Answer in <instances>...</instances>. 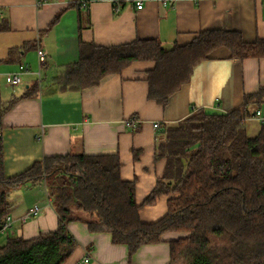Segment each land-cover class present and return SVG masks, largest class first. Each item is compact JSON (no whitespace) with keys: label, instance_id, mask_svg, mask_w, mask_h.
Wrapping results in <instances>:
<instances>
[{"label":"crops","instance_id":"obj_1","mask_svg":"<svg viewBox=\"0 0 264 264\" xmlns=\"http://www.w3.org/2000/svg\"><path fill=\"white\" fill-rule=\"evenodd\" d=\"M37 2L0 0V101L17 98L3 115L0 132L8 178L45 158L117 155L121 177L135 183L142 206L164 174L166 161L157 159L155 151L162 126L181 122L198 109L228 113L264 85V58L234 62L226 49L199 63L165 106L149 98L147 74L155 66L150 61L134 62L121 74L108 75L81 91H60L55 81L78 61L81 39L99 46L154 39L167 48L189 44L211 30L238 31L247 42L264 39V0H124L119 10L106 0L92 1L81 13L69 7L73 0H47L40 6ZM137 2L143 4L141 9ZM39 48L45 54L43 63ZM13 73H22V81L9 90L6 77ZM37 81V94L22 98ZM259 110L263 117L264 106ZM128 120L136 121V127ZM157 123L159 128L154 127ZM168 200L163 196L142 206V221L163 218ZM39 202L10 209L13 227L17 225L13 236L31 239L57 229L59 218L48 193L46 204ZM38 204L39 216L21 222ZM69 230L78 245L67 264H170V241L185 237L167 233L163 242L142 246L129 258L128 248L114 244L110 233H91L81 222L70 224Z\"/></svg>","mask_w":264,"mask_h":264},{"label":"trees","instance_id":"obj_2","mask_svg":"<svg viewBox=\"0 0 264 264\" xmlns=\"http://www.w3.org/2000/svg\"><path fill=\"white\" fill-rule=\"evenodd\" d=\"M69 7L80 13L87 9L81 0ZM220 49L234 62L260 59L264 39L247 42L241 32L229 30L204 31L189 44L171 48L154 39L118 46L81 39L78 61L55 81L60 91H81L134 62L150 61L155 66L147 74L149 98L165 106L194 68ZM39 87L37 81L21 97L36 95ZM16 100L0 101V132L3 115ZM263 106L264 85L228 113L198 109L162 126L155 151L157 159L166 161L165 170L142 206L168 196V212L152 223L140 217L136 185L122 179L119 156L70 153L45 158L8 178L0 133V222L10 213L11 191L37 184L45 185L59 218L56 230L35 238L7 237L0 246V264H67L78 245L69 230L74 222L87 225L91 233H110L114 244L128 248L129 258L177 232L185 237L170 241V264H264V122L256 136L248 134V122Z\"/></svg>","mask_w":264,"mask_h":264},{"label":"rangeland","instance_id":"obj_3","mask_svg":"<svg viewBox=\"0 0 264 264\" xmlns=\"http://www.w3.org/2000/svg\"><path fill=\"white\" fill-rule=\"evenodd\" d=\"M11 88H9V90H12L13 87L10 86ZM5 103V102H4ZM264 117V116H263ZM260 121L256 120V121H249L248 122V134L250 136H256L259 128H260ZM43 185V186H41ZM40 186H25V187H21L18 189H15L13 191H11L10 195H9V202H10V206L11 209H21V208H27L30 205H32L33 203H36L38 201H42L39 203H43L46 204L47 202V191H46V187L44 184H41ZM39 206H41L40 204H38ZM14 225V224H13ZM12 228L5 231V232H0V246L5 244L7 237H11L14 235L15 231H16V227L17 225H15Z\"/></svg>","mask_w":264,"mask_h":264},{"label":"built area","instance_id":"obj_4","mask_svg":"<svg viewBox=\"0 0 264 264\" xmlns=\"http://www.w3.org/2000/svg\"><path fill=\"white\" fill-rule=\"evenodd\" d=\"M92 1H106V0H81L82 4L84 7H87L89 5V3H91ZM109 2H111L112 4H114L115 6L124 1V0H107ZM47 2V0H38L37 5H42L45 4ZM117 6V10H119V7ZM143 7V4L141 2H137V8L141 9ZM45 54L42 51V49H38V57L41 63H43L45 61ZM21 74L22 73H13V74H8L6 77V83L9 86H13L16 87L17 85H20L22 78H21ZM255 119L259 120L260 122H264V118L261 116V112L260 110H258L255 114ZM131 120H128V123H130ZM133 127H136V121H132L131 122ZM155 128H159L160 124H154ZM41 207L39 205H35L32 208H30L21 218L20 221L21 222H27L29 219L31 218H35L37 216H39ZM14 223V220L12 218V216L8 215L6 216L1 222H0V232H5L9 229L12 228V225ZM91 255L89 254L86 258H85V262L88 263L89 259H90Z\"/></svg>","mask_w":264,"mask_h":264}]
</instances>
